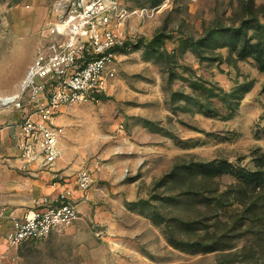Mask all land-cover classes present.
I'll return each mask as SVG.
<instances>
[{"label":"rangeland","instance_id":"1","mask_svg":"<svg viewBox=\"0 0 264 264\" xmlns=\"http://www.w3.org/2000/svg\"><path fill=\"white\" fill-rule=\"evenodd\" d=\"M120 1L107 90L55 118L59 157L92 170L94 194L0 264H264V62L249 47L264 45V0ZM76 3L0 0L2 90L63 40Z\"/></svg>","mask_w":264,"mask_h":264},{"label":"built area","instance_id":"2","mask_svg":"<svg viewBox=\"0 0 264 264\" xmlns=\"http://www.w3.org/2000/svg\"><path fill=\"white\" fill-rule=\"evenodd\" d=\"M128 14L120 0H77L67 18L55 24L54 32L63 40L50 51L37 52L17 91L0 94V108L28 113L19 144L21 156L28 162L47 167L60 156L61 128L55 118L62 105L93 99L107 90L116 72V52L122 44L115 25ZM92 181V170L87 166L72 179L73 186L81 190ZM70 192L66 189L53 198H37L34 207L11 218L5 233L7 243L18 246L47 239L71 223L78 210ZM3 258L0 254V262Z\"/></svg>","mask_w":264,"mask_h":264},{"label":"crops","instance_id":"3","mask_svg":"<svg viewBox=\"0 0 264 264\" xmlns=\"http://www.w3.org/2000/svg\"><path fill=\"white\" fill-rule=\"evenodd\" d=\"M22 78L13 80L6 90H2L5 86H0V94L17 91ZM27 115L25 110L0 108V254L5 256L13 254L17 247L9 245L5 239L10 219L34 207L37 198H53L66 189L70 190L79 213L85 210L94 194L92 186L85 190L73 186L72 179L79 165L67 158L59 157L50 166L42 167L21 156L19 144ZM32 117L37 118L36 115Z\"/></svg>","mask_w":264,"mask_h":264},{"label":"trees","instance_id":"4","mask_svg":"<svg viewBox=\"0 0 264 264\" xmlns=\"http://www.w3.org/2000/svg\"><path fill=\"white\" fill-rule=\"evenodd\" d=\"M163 36L162 33H158V35L154 36L150 42L152 45H154L155 47H159L160 45V42H161V37ZM260 44V43H259ZM261 46L257 45V44H254V43H250L249 47H252L253 49L255 47H257L256 49L254 50H257V54H256V58H261L260 60H262V62H264V45L260 44ZM248 44H243L241 46V49L238 51V54L239 55H243V53L245 52L246 48H247ZM250 52V51H248ZM264 64V63H262ZM262 68H264V65L261 66ZM100 95H98L97 97H99ZM228 165V163H216V162H205V163H201L200 166H199V172H202V173H205V174H208L209 172H211L212 174L214 173H217L218 170H220V168H222L223 166H226ZM191 167H187L186 171L188 173L191 172ZM175 171L173 170L171 173L173 174ZM261 178V176H257V179H246L244 182L246 184H251L252 182H254L255 184L259 181V179ZM162 183V179L157 183V184H160ZM154 220H156V222H160V219L158 217H152ZM159 219V220H158ZM170 242H172L173 244H175L176 246H180L179 244L175 243L176 241L173 239V236L170 235ZM214 247H207V250H212Z\"/></svg>","mask_w":264,"mask_h":264}]
</instances>
